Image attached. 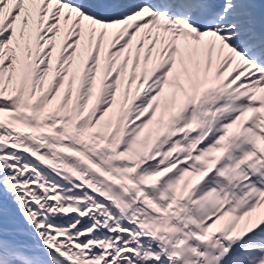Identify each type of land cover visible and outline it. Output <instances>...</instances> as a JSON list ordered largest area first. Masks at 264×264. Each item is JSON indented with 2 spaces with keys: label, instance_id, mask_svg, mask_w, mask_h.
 <instances>
[{
  "label": "snow or ice",
  "instance_id": "snow-or-ice-1",
  "mask_svg": "<svg viewBox=\"0 0 264 264\" xmlns=\"http://www.w3.org/2000/svg\"><path fill=\"white\" fill-rule=\"evenodd\" d=\"M0 264H264V0H0Z\"/></svg>",
  "mask_w": 264,
  "mask_h": 264
}]
</instances>
